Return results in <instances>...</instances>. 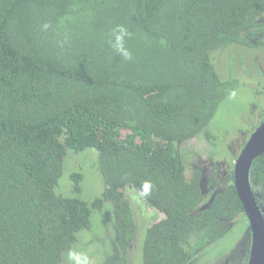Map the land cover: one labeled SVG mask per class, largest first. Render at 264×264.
<instances>
[{
	"label": "trees",
	"instance_id": "obj_1",
	"mask_svg": "<svg viewBox=\"0 0 264 264\" xmlns=\"http://www.w3.org/2000/svg\"><path fill=\"white\" fill-rule=\"evenodd\" d=\"M263 24L264 0H0V264H62L106 203L126 263L138 235L127 188L164 214L147 228L143 264H188L223 238L243 203L230 183L205 205L185 144L213 138L239 84L221 78L212 50L256 45L248 34ZM116 25L130 62L108 45ZM86 150L104 182L91 204L80 172L77 195L57 191L69 154ZM252 171L264 186V154Z\"/></svg>",
	"mask_w": 264,
	"mask_h": 264
},
{
	"label": "rangeland",
	"instance_id": "obj_2",
	"mask_svg": "<svg viewBox=\"0 0 264 264\" xmlns=\"http://www.w3.org/2000/svg\"><path fill=\"white\" fill-rule=\"evenodd\" d=\"M248 36L256 45L231 44L222 49L212 50V55L217 50L214 54V63L221 78L238 79L239 84L217 110L209 127L213 138L209 140L201 136L185 144L188 176H193L196 169H201L203 177L208 179L205 189L209 193L206 192L205 205L210 204L212 200L214 192L209 179L218 167H222L220 161L226 159L225 166L230 168L231 165V172H234L236 160L245 142L260 122L264 121V24L250 32ZM223 170L224 173L225 169ZM74 172L83 174L82 192L78 196L91 204L95 198L101 196L104 189L96 151L86 150L69 154L57 187L58 192L64 195H77L73 192L71 179ZM230 183H234V180L226 182ZM126 195L138 224V235L131 250L132 263L129 264H143L141 246L147 228L161 215L164 217V214L145 204L140 192L135 188H127ZM116 227L111 204L106 203L102 210L94 209L91 229L79 234L78 242L65 254L62 264H75L71 255L73 252L86 253L91 264H122L118 259L115 244ZM248 232L250 222L246 214L242 213L223 238L200 250L188 264L223 263L239 246L243 251V254L240 252L237 254L239 261L247 264L249 240L245 246L240 244L246 240Z\"/></svg>",
	"mask_w": 264,
	"mask_h": 264
},
{
	"label": "water",
	"instance_id": "obj_3",
	"mask_svg": "<svg viewBox=\"0 0 264 264\" xmlns=\"http://www.w3.org/2000/svg\"><path fill=\"white\" fill-rule=\"evenodd\" d=\"M264 154V124L251 136L234 169V184L250 222L252 245L248 264H264V207L252 188L251 171L255 158Z\"/></svg>",
	"mask_w": 264,
	"mask_h": 264
},
{
	"label": "flooded vegetation",
	"instance_id": "obj_4",
	"mask_svg": "<svg viewBox=\"0 0 264 264\" xmlns=\"http://www.w3.org/2000/svg\"><path fill=\"white\" fill-rule=\"evenodd\" d=\"M263 124H264V121L260 122L259 126H257L255 128V130L250 134V136L248 137L249 139L245 142V144L243 146V149L245 148L247 142L250 140L252 134L260 126H262ZM243 149L241 150V152L243 151ZM241 152H240V154H241ZM226 161H227L226 159L220 161L222 167L221 168L218 167V169L214 172V174L210 176V179L209 180L211 181L212 192H214L213 193V196H212V200L215 198V195L218 194L224 188V186L227 185L226 184L227 181H229L230 179L234 180V172H231L232 166L230 165V168L226 167L225 166ZM223 169H225V172L224 173H223V171H224ZM231 175H233V176H231ZM202 180H203L202 187H203L204 192L206 193V192H208V190L205 189L206 188V184L205 183L208 181V179H205L203 177ZM251 182H252V188H253V190L255 192V195L257 197L258 203L263 208L264 207V186L261 184L260 180L258 179L257 174H255L254 171H251ZM213 188H215L214 191H213ZM206 197H207V194H206ZM248 240H249V250H248V262H247V264L249 263L250 252H251V244H252V232H251V229H250V232L247 233L246 240L245 241H242V243L240 245H244L245 246L247 244ZM134 241H133V243H134ZM115 244L117 246V255H118V259L120 260V262L122 264L132 263L131 262V253L129 254V259L127 260V262L126 263L124 262L123 255H122V253L120 251V248L118 246L117 228H116V242H115ZM239 252L243 254L242 248L240 246L228 258H225V261L223 263H220V264H243L241 261H239V256H237V254ZM217 264H219V263H217Z\"/></svg>",
	"mask_w": 264,
	"mask_h": 264
},
{
	"label": "clouds",
	"instance_id": "obj_5",
	"mask_svg": "<svg viewBox=\"0 0 264 264\" xmlns=\"http://www.w3.org/2000/svg\"><path fill=\"white\" fill-rule=\"evenodd\" d=\"M45 29L48 28V25H44ZM128 30L121 26L116 25L108 33V45L116 53L120 54L121 58L130 62L133 60V54L127 47V39L129 37ZM72 259L75 261V264H91L90 258L86 253L83 252H73Z\"/></svg>",
	"mask_w": 264,
	"mask_h": 264
}]
</instances>
